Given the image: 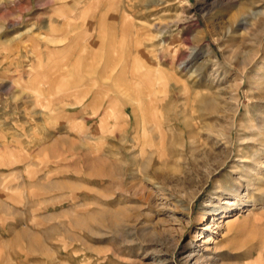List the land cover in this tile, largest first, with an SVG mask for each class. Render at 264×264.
Instances as JSON below:
<instances>
[{"label": "rangeland", "instance_id": "rangeland-1", "mask_svg": "<svg viewBox=\"0 0 264 264\" xmlns=\"http://www.w3.org/2000/svg\"><path fill=\"white\" fill-rule=\"evenodd\" d=\"M0 264H264V0H0Z\"/></svg>", "mask_w": 264, "mask_h": 264}, {"label": "bare ground", "instance_id": "bare-ground-1", "mask_svg": "<svg viewBox=\"0 0 264 264\" xmlns=\"http://www.w3.org/2000/svg\"><path fill=\"white\" fill-rule=\"evenodd\" d=\"M98 45V44H97ZM96 45V46H97ZM92 47V46H91ZM100 54V53H99ZM98 57V56H97ZM161 63V62H160ZM160 63H159V65H160ZM61 83V82H60ZM62 84V83H61ZM56 87H58V84H57V86ZM64 89V88H63ZM69 96V95H68ZM146 142V141H145ZM150 144H152V143H150ZM157 144V143H156ZM153 160V159H152ZM150 165V164H149ZM124 166V165H123ZM147 166V165H146ZM108 173V172H107ZM109 178H111L110 176H109ZM211 239L210 238H208L207 239V241L206 242H209Z\"/></svg>", "mask_w": 264, "mask_h": 264}]
</instances>
